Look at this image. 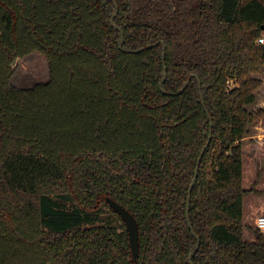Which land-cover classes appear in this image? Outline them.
Wrapping results in <instances>:
<instances>
[{"label":"trees","instance_id":"1","mask_svg":"<svg viewBox=\"0 0 264 264\" xmlns=\"http://www.w3.org/2000/svg\"><path fill=\"white\" fill-rule=\"evenodd\" d=\"M260 39L264 0H0V264H189L203 151L192 263L264 264L244 220ZM33 53L49 81L19 90Z\"/></svg>","mask_w":264,"mask_h":264},{"label":"rangeland","instance_id":"2","mask_svg":"<svg viewBox=\"0 0 264 264\" xmlns=\"http://www.w3.org/2000/svg\"><path fill=\"white\" fill-rule=\"evenodd\" d=\"M14 76L12 85L19 90H28L40 83L49 81V67L44 56L33 53L25 58L17 59L13 65ZM264 82V75L260 77ZM258 109H264V86L257 94ZM260 123V122H259ZM257 124L262 129L256 130L254 126L249 135L257 136L255 140L244 143V188L252 190L244 199L245 213V239H254L255 221L254 213L257 205L264 207V121ZM262 214V215H261ZM264 216V211H261Z\"/></svg>","mask_w":264,"mask_h":264},{"label":"water","instance_id":"3","mask_svg":"<svg viewBox=\"0 0 264 264\" xmlns=\"http://www.w3.org/2000/svg\"><path fill=\"white\" fill-rule=\"evenodd\" d=\"M109 1H114V0H109ZM115 7H116L117 11L113 15V17L111 18V25L115 29L119 30V32L121 33L122 40H121V43H120V47H122L123 43H124L123 32H122L121 29L117 28L115 26V23H114L115 18H116L117 14H118V6H117L116 3H115ZM165 51H166V49H165V45H164L163 46V58H164V60H165V56H166ZM166 71H167V68L165 67V72ZM166 78H167V74L165 73V75L163 77V80H162V82L160 84L161 88L163 87ZM203 105H204V103H203ZM211 137H212V135L210 136V139H211ZM203 154H204V151H203L201 157L199 158L198 166H197V169H196V172H195V175H194V178H193L190 190H189V197H188V211H187L188 223H189V226H190V229L192 231L193 236L198 240V245H197L194 253H192L190 255L189 264H193L192 263V258L194 257V255L196 254V252L198 251V248H199V238L196 235L195 231L193 230L192 226L190 225L189 210H190V200H191V196H192V191L195 188V185H196L197 180H198L199 168H200V164H201V160H202ZM106 202L109 205L110 209L114 213H116L121 218L122 222L125 224L126 230L128 232V236H129L132 260L134 262H137V260L139 258V254H140V242H139L140 239H139V225H138V222H137L136 218L134 217V215L129 210H127L125 207L121 206L119 203H117L116 201L112 200L111 198H106Z\"/></svg>","mask_w":264,"mask_h":264},{"label":"crops","instance_id":"4","mask_svg":"<svg viewBox=\"0 0 264 264\" xmlns=\"http://www.w3.org/2000/svg\"><path fill=\"white\" fill-rule=\"evenodd\" d=\"M258 94V93H257ZM260 107V105L256 102V104L253 106V107H251L250 108V110H256V109H258L259 107ZM262 121H264V120H261L260 121V123L262 122ZM259 123V122H258ZM257 123V124H258ZM259 123V124H260ZM257 124H255V125H253V126H251V129L254 127V126H256ZM259 126L257 125L256 127H255V129L256 130H258V129H262V128H258ZM257 138V136H251V135H247V137H245V139L243 140V143H246L247 141H249V140H255ZM261 211H264V207H261L260 208V205H257V211H256V213H254V215H255V217H256V219L259 217V216H261L262 214H261ZM261 214V215H260ZM244 220H245V213H244Z\"/></svg>","mask_w":264,"mask_h":264},{"label":"built area","instance_id":"5","mask_svg":"<svg viewBox=\"0 0 264 264\" xmlns=\"http://www.w3.org/2000/svg\"><path fill=\"white\" fill-rule=\"evenodd\" d=\"M259 43L264 44V39H260ZM256 228L261 232L264 237V216H259L255 221Z\"/></svg>","mask_w":264,"mask_h":264}]
</instances>
